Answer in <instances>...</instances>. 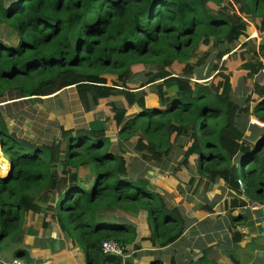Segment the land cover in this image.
<instances>
[{"label":"trees","instance_id":"16d2710c","mask_svg":"<svg viewBox=\"0 0 264 264\" xmlns=\"http://www.w3.org/2000/svg\"><path fill=\"white\" fill-rule=\"evenodd\" d=\"M244 18L263 36L264 0H0V20L17 36L14 44L0 40V98L9 90L21 97H50L74 86L85 117L83 126L60 128L54 141L43 145L10 135L0 117V173L10 166L8 176L0 177V250L19 244L28 212L53 219L72 243L77 240L86 264H105L104 241L126 249L136 239L134 227L104 221L103 214L146 211L155 227L150 239L160 248L181 237L185 223L178 209L169 210L147 190L146 181L126 179L123 160L108 153L105 124L91 113L102 103L113 113L119 138L130 142L142 160L160 162L190 127L185 157L198 155L202 177L220 178L233 191L241 182L248 198L264 205V132L244 142L236 125L242 114L264 123V80L252 82L263 69L264 41L258 51L246 50L243 43L233 52L239 38L248 37ZM220 46L224 50L215 58L227 55L225 62L212 67L208 84L194 81V66L206 59L192 51ZM247 58L259 68L243 69ZM148 65L157 67L148 75L159 77L162 104L143 108L145 90L138 100L141 111L126 119L136 87L127 86L121 96L125 108L117 109L106 100L120 95L105 86L103 75L138 74ZM238 79L251 90L242 108L229 97L231 80ZM227 201L225 207L239 206L233 196ZM208 208L201 210L208 214ZM231 240L238 243L241 235ZM12 256L30 263L25 249ZM190 264L215 263L203 255Z\"/></svg>","mask_w":264,"mask_h":264},{"label":"rangeland","instance_id":"374dc122","mask_svg":"<svg viewBox=\"0 0 264 264\" xmlns=\"http://www.w3.org/2000/svg\"><path fill=\"white\" fill-rule=\"evenodd\" d=\"M211 13H215V12L212 11ZM227 15H228L227 13L224 14V17H227ZM245 20L246 19L244 18L243 22H245ZM243 38H247V37H240L238 40V46L235 47V49H237L240 45H242ZM259 39H260L259 42L261 41V39L263 41L264 36H260ZM0 40H2L4 43L7 44H14L17 40V36L15 32H13L7 26V24L1 20H0ZM251 43L255 47V50L257 49L258 51V46L260 45V43H258L257 38L254 39ZM220 47L214 48L212 50L208 48H205L206 50L198 49L196 51H192L191 55L195 56L196 58L203 55V57L206 60L205 63L201 66L204 67L206 63H208V66L211 68V65L215 64L214 59L218 51L220 50ZM235 49L234 51H236ZM246 50H249L250 52L254 51V49H249L247 43H246ZM227 57H228L227 55L224 56L214 66L222 65V62H225ZM250 58L254 60L252 56H250ZM241 65L243 69H248L256 66L259 68V64L256 63L255 61L252 62L249 58H247V61ZM201 66H197V67L194 66V69ZM156 68L157 67L148 65L144 68L142 72L138 74H133L131 71L127 70L123 73L121 77H119L116 74L103 75V77L107 79V84H105V86L109 87L108 89L111 90L113 95H120V96H115L114 98H109L106 101L109 102L112 101L113 102L112 105H114L117 109L125 108V106L121 101V96H123L125 91L129 90L127 86L129 87L134 86L136 87L134 90L136 102H134L132 105L128 107L125 115L126 119L135 116L141 111L142 107L140 106L138 100L141 98L145 90L147 91V93L143 98V104H142L143 108L146 109L159 108L162 103L157 96L156 85L157 83L160 82V80L157 74H154L152 78L148 75V73H150L151 71H155ZM210 70L212 75H214L215 71H213L212 69ZM261 71L264 72V68ZM196 77L197 76L192 75V79L194 81H196L195 80ZM262 80H264V78H261L259 80L254 78V76L252 78V82H259ZM198 83H205V82H198ZM231 83H232V90L229 94L230 101L237 102V104L241 108L245 107L247 105L245 104V99L250 94L251 91L250 88L245 87L242 79H238L235 84H233L231 80ZM70 93L71 92H69V96ZM66 95L68 96L67 93ZM72 97H74V95H71L69 98L73 99L75 103L76 100L75 98ZM170 97L174 98L175 94L171 92ZM77 105H79V102H77ZM248 105L251 108L254 106V103H249ZM74 109L76 110V108ZM91 113L93 114L94 119H96L97 121H101L105 124V135L108 137L107 151L108 153L115 156L116 159L121 158L123 160L124 163L123 166L126 172V179H131L133 181H137V180L146 181L147 190L153 194L154 193L158 194L161 197L162 201L164 202L165 206L169 210L173 208H177L184 220V223L186 222L185 218H187L182 209L184 202L185 204L190 205L191 211H194L196 208L197 209L208 208L207 205H213L215 206L216 209L221 210V206H223L225 203L224 198L226 199V201L228 198L225 197L226 192L224 190V198L218 199L219 194H215L212 197L213 194L212 188L219 189L221 187H225V189L228 190L229 188L220 178L219 179L215 178L213 181H211L202 177V174L198 172L199 171L197 166L198 155L189 154L187 155V157H185L186 150L191 146L188 140L189 139L188 135L191 134L190 127L183 128L186 129V132H181L179 134L178 138L172 143L168 155L164 156L160 162L156 163L153 161L142 160L140 158V155L132 150L130 142L124 141L119 138L118 131L113 128L111 123V117L113 113L109 111V108L106 105V103H102L97 107L92 106ZM70 116L72 120H70L69 118L68 120L69 124H67L69 127L67 129L69 130L76 129L78 128L77 125H79L80 123L82 124V122H85L84 116H82L84 117L82 119L76 117V114L74 113L70 114ZM236 125L243 132L244 142L252 141L253 138H258L259 135H261L264 132V123L255 120L254 117L251 116L250 114L240 115L236 120ZM237 159L238 158L236 157L235 161ZM183 162L185 163L183 164ZM9 171H10V166L8 167L5 173L4 172L0 173V177L3 178L7 177ZM78 173L81 176H83L85 170H80ZM217 176L218 175H216L215 177ZM91 179L92 177L90 176L89 182L86 183L87 185L85 184L86 188L90 186ZM192 179H195L194 182L191 181ZM219 181L223 182V186L218 187L213 185ZM241 188L242 189L246 188L245 184H243ZM230 191L233 190L230 189L228 191V193H230L229 195H231L232 193ZM233 193L234 194L238 193V191H233ZM233 193L231 197L233 196ZM211 199L213 200L210 201ZM253 205L255 206V208L253 207ZM249 207H251L254 210H259L258 208L259 206L256 204V202H253L251 205H249ZM208 209H210V211L212 212L211 208ZM201 213L206 214L205 212H203V210H201ZM28 214L29 216L27 217V219H29V222L27 224H29L28 225L29 232L25 233L26 226H24L18 248L24 249L23 247L25 246L27 250L29 249L31 254L33 253L36 254L37 252L34 251L33 248H37L47 244L49 245V248H51L52 252H54L55 251L54 245L52 244V242L49 243L50 241L49 239H51L50 235H52L54 239L57 240H59V238L62 237L63 240L61 244V249L69 251V254L67 256L71 261H75L77 259V255L75 254V251L77 252V250L74 251V248L80 247L81 249V246L79 245L77 240H75L76 246H74V243L71 242V238H69L64 232L61 231L60 227L53 219H50L49 217L45 218L42 214H35L32 212H28ZM133 214L136 216L138 215V213L136 214L133 213ZM101 216L103 217L104 221H114L115 223L118 224H129L130 226L134 227L135 231H138L140 234H143L144 232V228L139 227L140 221L144 222L143 218H141V220L137 219L136 217H133V219L131 218L127 219L126 217H122L124 215L121 216L115 213L103 214ZM143 217H145V214H143ZM201 217L203 218L204 216L201 215ZM146 222L148 223L150 222V220H147ZM203 223L205 224V228L201 225V229L203 231L202 233L203 238L201 239H205V240H202L200 242L201 245H199V248L196 246L195 250L188 251L187 249H185L184 254L181 255L182 261L179 264H190L193 261L198 262L202 260L203 255H205L206 260L213 261L215 264H245L246 262H248L246 261L247 259H245L246 257L242 259L243 256L241 257L238 252L239 248H241V246H244L243 245L245 242L244 240L248 238L249 235L244 232L242 233V231H245L242 227L236 228L232 224L233 227L231 228L229 227L228 231H226V227L224 225L220 226V224H217V227H215L214 224L213 225L212 223L210 224L209 219L207 217L204 221H202V224ZM186 229L191 230L192 226L188 227L185 224L184 231H186ZM154 230L155 227L152 228V232ZM211 231L212 232L215 231V232L210 233ZM235 233L239 235L242 233L243 235L242 234L241 235L242 237H245V239L238 243H230L229 239L231 240ZM70 244L72 245V247L70 246ZM131 248L132 247L129 248L127 247L126 249L121 248V251L119 253H115L114 255L122 256L123 258L124 257L130 258L131 255H129L127 252L131 251L132 250ZM205 249L207 250L206 254L204 253ZM3 251L0 250V264H35L34 260L33 262L30 261V263H25L20 259H16L12 256V253H8V257H5L3 255ZM106 254H113V253H106ZM83 258L85 260L84 255ZM128 260L121 261L119 264H128V263L130 264V261L132 262V260L130 259L129 262ZM160 260L161 259L156 258L154 261H160ZM258 264H264V261H262V263L258 262Z\"/></svg>","mask_w":264,"mask_h":264},{"label":"crops","instance_id":"0c3cea01","mask_svg":"<svg viewBox=\"0 0 264 264\" xmlns=\"http://www.w3.org/2000/svg\"><path fill=\"white\" fill-rule=\"evenodd\" d=\"M245 22L246 33L248 37L243 38L242 44L247 43L249 49H254V51H257V49L255 50V47L251 42L257 38L258 43L262 45L264 40L262 41L261 39V41L259 42L260 36L257 34L254 24L249 19H246ZM221 50H224V46H221L219 51ZM214 61L215 64H217L216 58L214 59ZM214 65H211L210 68L208 66V63H206L204 67L201 66L194 69L193 75L197 76L195 80L198 82H205L200 84H208L211 76H213L210 69H212ZM254 78H256L257 80L264 78V72L258 71V73L254 75ZM69 92H71L70 96L74 95V97L72 98H75V103L73 99L69 98ZM66 93L68 94V96L66 95ZM77 102H79V99L75 92L74 86L67 87L56 95H52L50 97H21L18 92L9 90L8 92H5L4 95L0 98V117L4 121L7 132L10 135L18 139L28 141L32 144L43 145L54 141V139L60 134V128L69 130L67 129L69 128L67 124H69V118L70 120H72L70 114L74 113L76 114V117H79L80 119L84 118L82 117L84 116V113L82 112L80 102L79 105H77ZM74 108H76V110ZM84 124L85 122H82V124L80 123L79 125H77V127H81ZM4 158L7 160L6 157ZM7 166L9 167V163H7ZM213 185L220 187L223 186V182L219 181ZM241 187L238 193L234 194L233 191H230L233 193L234 199L239 204L238 207L233 209L228 207L229 202L224 198V190L226 192L225 197H229L232 195V193L231 195H229V190L225 189V187H221L219 189L212 188V197L215 194H219L218 199L224 198L225 203L227 202L228 206L225 207V203L224 205L222 204L223 206H221V210L216 209L213 205H207L212 209V212L208 214H202L201 209L198 208V210L196 208L194 211H191L190 205L185 204L184 202L182 209L187 217L185 218V224L188 227L192 226V229H186V231L183 232L182 236L176 242L164 248H160L157 242H152V239H150L153 234V227L146 222V211H140L137 216L132 213H128V216L121 215L122 217H126L127 219H133V217H136L139 220H141V218H143L144 220V222L140 221L139 224V227L144 228L143 234H140L138 231H136V239L133 245L129 246L132 247V250L127 252L129 255H131L130 258L128 257L129 260H132V262L130 261V264H152L156 258L161 259L160 262L164 264H179L182 261L181 255L184 254L185 249H187L188 251L195 250L196 246L199 248V245H201L200 242L202 240H205L201 239L203 238L201 225L205 228V224H202V221H204L206 217L209 219V223H212V225L214 224L215 227H217V224H220V226L224 225L226 227V231H228L229 227H242L245 230L242 231V233L244 232L249 235L248 238L245 239V237H242L243 234H240L241 241L245 239V242L243 244L244 246H241L238 251L240 256H243L242 259L246 257L245 259H247L246 261L248 262H246L245 264H258V262L262 263V261H264V205L256 202V204L259 206V210H254L249 207V205H251L255 201L250 200L245 194L244 189H242ZM212 200L213 199H211L210 201ZM143 214H145V217H143ZM201 215L204 217L202 218ZM28 216L29 214L26 215L24 221V226H26L25 233L29 232V224H27L29 222V219H27ZM234 220H236V222ZM213 232L211 231L210 233ZM50 238L51 239H49V243L52 242V244L54 245V252H52L51 248H49V245L47 244L37 248H33V250L37 252H35L36 254H31L29 249L27 250L25 246L23 247L27 250L31 262H33L34 260L35 264H86L80 247L74 248V251L77 250V252L75 251L77 259L75 260L74 257L75 261H71L67 256L69 254V251L61 249L63 240L62 237L57 240L54 239L52 235H50ZM229 242L232 243V240L229 239ZM70 246L72 247L71 244ZM74 246H76L75 243ZM105 264L109 263L105 262Z\"/></svg>","mask_w":264,"mask_h":264},{"label":"water","instance_id":"95a60500","mask_svg":"<svg viewBox=\"0 0 264 264\" xmlns=\"http://www.w3.org/2000/svg\"><path fill=\"white\" fill-rule=\"evenodd\" d=\"M18 247H19L18 244L10 245L7 249L3 251V255L5 257H8V253H13L14 251L18 249ZM128 259H129L128 257L123 258L122 256H117L114 254H104L105 262L110 263V264H119L121 261H127Z\"/></svg>","mask_w":264,"mask_h":264},{"label":"built area","instance_id":"2783aa9c","mask_svg":"<svg viewBox=\"0 0 264 264\" xmlns=\"http://www.w3.org/2000/svg\"><path fill=\"white\" fill-rule=\"evenodd\" d=\"M261 64L264 68V58H261ZM263 179H264V169H263ZM239 184L242 186V183L239 182ZM255 208V206L253 205ZM101 250L104 254L106 253H119L121 251V248L114 242L112 241H104L101 246Z\"/></svg>","mask_w":264,"mask_h":264}]
</instances>
